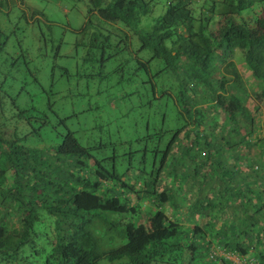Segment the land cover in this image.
<instances>
[{
    "label": "trees",
    "instance_id": "obj_1",
    "mask_svg": "<svg viewBox=\"0 0 264 264\" xmlns=\"http://www.w3.org/2000/svg\"><path fill=\"white\" fill-rule=\"evenodd\" d=\"M19 1L0 0V264H264V0H67L68 42ZM101 96L134 137L108 140Z\"/></svg>",
    "mask_w": 264,
    "mask_h": 264
},
{
    "label": "rangeland",
    "instance_id": "obj_2",
    "mask_svg": "<svg viewBox=\"0 0 264 264\" xmlns=\"http://www.w3.org/2000/svg\"><path fill=\"white\" fill-rule=\"evenodd\" d=\"M19 1V0H18ZM30 8L37 9L38 11L44 13L46 17L53 21L54 23L60 25L59 35L63 36L68 42L70 38L69 26L75 30L80 29L84 23L85 14L83 13L84 7L81 3L70 4L67 0H23ZM21 2V1H19ZM205 92V90H204ZM104 98L101 96V123L109 122V132L108 140L111 139L112 142L120 143L121 141L129 139V137H134L136 135V130H134V116L132 113L126 115L128 109L123 107L125 113L120 114V116L125 115V117L118 118L113 112L115 107L114 103H103ZM113 109V110H110ZM102 137V132H101ZM123 162V161H122ZM120 174H125L127 167L125 166V161L121 165L119 161ZM135 168V167H134ZM136 169V168H135ZM125 177V175H124ZM129 177V176H128ZM126 220H122L120 215L112 216L110 223L101 224V229H98V235L100 236V243L103 248L117 247L120 244L124 243L125 239H121L119 232L124 227L127 220H131V216H126ZM125 222V223H124ZM115 223H117L115 225ZM123 224V225H122ZM116 226V227H115ZM113 232L116 236H112L110 233ZM221 256L227 257L234 264H249L248 257H244V260L237 255L224 254L220 252ZM41 260V259H38ZM247 261V262H246ZM4 264V263H3ZM22 264V263H19ZM30 264H43V262H33ZM100 264H118V263H109L106 260H103Z\"/></svg>",
    "mask_w": 264,
    "mask_h": 264
}]
</instances>
